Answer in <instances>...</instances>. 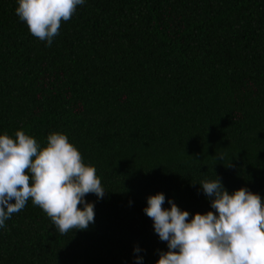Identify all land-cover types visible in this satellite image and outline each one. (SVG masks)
Masks as SVG:
<instances>
[{"label": "trees", "instance_id": "trees-1", "mask_svg": "<svg viewBox=\"0 0 264 264\" xmlns=\"http://www.w3.org/2000/svg\"><path fill=\"white\" fill-rule=\"evenodd\" d=\"M17 6L0 0V135H67L106 194L66 235L29 200L0 264H156L149 196L190 219L214 211L203 180L264 199V0H85L51 46Z\"/></svg>", "mask_w": 264, "mask_h": 264}, {"label": "clouds", "instance_id": "clouds-1", "mask_svg": "<svg viewBox=\"0 0 264 264\" xmlns=\"http://www.w3.org/2000/svg\"><path fill=\"white\" fill-rule=\"evenodd\" d=\"M84 3L17 0L15 12L33 37L51 46L62 22ZM96 171L65 134H49L44 147L23 130L14 138L0 135V228L31 200L61 235L87 230L95 222V204L85 197L103 199L106 194ZM199 185L214 211L191 219L172 200L165 209L163 193L147 198L143 211L168 249L159 253L156 264H264V199L247 188L229 194L218 177Z\"/></svg>", "mask_w": 264, "mask_h": 264}]
</instances>
